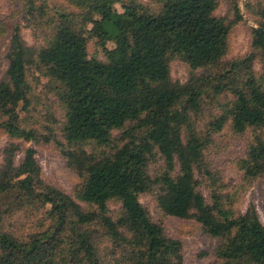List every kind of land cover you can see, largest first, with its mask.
<instances>
[{
  "label": "trees",
  "instance_id": "trees-1",
  "mask_svg": "<svg viewBox=\"0 0 264 264\" xmlns=\"http://www.w3.org/2000/svg\"><path fill=\"white\" fill-rule=\"evenodd\" d=\"M18 1L45 38L31 46L16 27L0 81V129L10 138L0 166V264H184L183 242L155 222L141 202L147 195L162 219L194 220L221 240L213 264H264L255 208L236 211L206 158L230 124L251 133L236 161L244 182L264 178V0L245 4L256 25L251 49L232 60L231 35L245 19L239 0H231L234 20L216 15L219 0H154L159 11L139 0ZM10 29L0 16V39ZM91 40L103 58L90 55ZM175 62L188 68L185 83L173 77ZM32 71L37 85L47 78L46 93L64 112L46 132L20 118L21 104L29 113L39 100ZM209 95L228 100L203 132L198 119ZM19 141L55 143L78 176L73 194L47 183L36 149Z\"/></svg>",
  "mask_w": 264,
  "mask_h": 264
},
{
  "label": "rangeland",
  "instance_id": "rangeland-1",
  "mask_svg": "<svg viewBox=\"0 0 264 264\" xmlns=\"http://www.w3.org/2000/svg\"><path fill=\"white\" fill-rule=\"evenodd\" d=\"M52 5L70 7L66 0H47ZM140 2L152 6L156 11L160 10V5L154 0H139ZM248 0H239L244 20L241 21L233 29L231 35V50L227 60L240 58L251 49L252 34L251 27L256 26L254 21L246 14L245 4ZM119 8V6H118ZM217 16L227 17L234 20V10L231 0H219V9ZM0 16L6 20L10 26V31L0 39V81L5 77L9 68L8 54L11 47V39L14 29L19 27L24 40L31 46H42L44 44V36L30 25L25 17L24 5L21 1L16 0H0ZM113 46V45H110ZM89 52L91 56L103 58L101 49L95 40L90 41ZM262 62L256 63V70L262 71ZM172 74L176 81L185 83L189 78L188 68L180 62L172 64ZM35 74L32 71L30 77L34 93L39 96V100H33L28 113L24 109V104L19 107L20 118L24 124L39 128L41 132H46L43 126H54L50 118L54 117L59 121V126L64 122V112L56 97L46 93L47 78H42L40 84H36L33 80ZM228 98L222 95L219 98H213V95L204 98L203 112L198 119L201 131L206 132L209 122L214 116L221 113L219 103H225ZM58 125L55 127V135L61 140V132ZM251 133L238 135L231 129L230 124L223 131L214 135L213 141L206 151V158L211 169L219 177L218 180L224 182L226 187L222 191L224 196L232 197L236 211L246 213L253 206L264 225V178H258L251 184L244 182L243 174L236 165L237 159L245 155L247 146L250 142ZM10 142V138L0 129V166L2 163V151ZM22 149L34 148L37 151V159L43 169L44 180L61 189L62 191L73 194L78 181L77 174L69 169L65 160L60 154V150L55 143L49 145H41L19 141ZM24 151L17 155L16 161L20 164L25 157ZM161 162L156 166H152V172L155 173L161 166ZM207 198L209 190L201 187ZM141 202L149 210L155 222L160 223L162 220L165 224L166 234L174 239L183 242L184 245V264H213L215 262V251L220 244L219 239H214L206 235L201 226L194 220H183L178 218L162 219L158 207L156 197L152 195L142 196ZM118 210V206L112 207ZM23 223V221H22Z\"/></svg>",
  "mask_w": 264,
  "mask_h": 264
},
{
  "label": "water",
  "instance_id": "water-1",
  "mask_svg": "<svg viewBox=\"0 0 264 264\" xmlns=\"http://www.w3.org/2000/svg\"><path fill=\"white\" fill-rule=\"evenodd\" d=\"M260 30L264 32V30L262 28H260Z\"/></svg>",
  "mask_w": 264,
  "mask_h": 264
}]
</instances>
